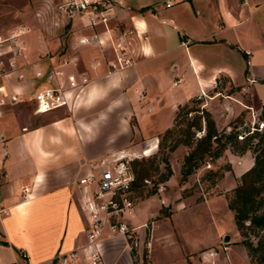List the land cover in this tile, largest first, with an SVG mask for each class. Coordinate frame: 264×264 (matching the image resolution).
I'll list each match as a JSON object with an SVG mask.
<instances>
[{"label":"crops","instance_id":"0c3cea01","mask_svg":"<svg viewBox=\"0 0 264 264\" xmlns=\"http://www.w3.org/2000/svg\"><path fill=\"white\" fill-rule=\"evenodd\" d=\"M165 1L113 0L106 8V27L88 25L85 16H65L72 32L59 46L39 31L25 35L27 57L36 65L47 70L52 63L63 74L84 73L90 81L79 92L72 116L49 127L6 125L2 118L11 113L9 107L0 117V208L8 210L0 214V264H91L87 186L78 179L93 161L155 151L178 106L221 80L264 101V0H173L170 6ZM91 32L102 43H77ZM116 43L131 64L108 72ZM94 60L100 63L91 64ZM239 163L238 169L248 163L242 173L252 164L251 154H243ZM171 168L165 186L180 179V165ZM127 221L143 222L135 224L128 216ZM153 238L147 249L151 263L163 264L152 254ZM99 249L100 264H132L120 234L106 231ZM245 256L248 260L246 250Z\"/></svg>","mask_w":264,"mask_h":264},{"label":"rangeland","instance_id":"374dc122","mask_svg":"<svg viewBox=\"0 0 264 264\" xmlns=\"http://www.w3.org/2000/svg\"><path fill=\"white\" fill-rule=\"evenodd\" d=\"M59 1L0 0V29L21 25L29 31L25 34L26 37L39 31L46 39H55L57 46L64 44L72 32V28L71 21L69 19L67 21L66 15L57 8ZM33 39L34 37H31V41ZM32 44V53L35 55L38 53L37 44L35 42ZM43 57L45 58V56ZM42 58L40 59L42 60ZM26 60H29L27 54ZM30 80V82H25V85L35 84L36 87V84L43 81L34 77ZM180 86L181 84L175 86L174 89H170L168 86L167 92L170 93ZM209 96L215 97L210 99ZM251 98L253 97L248 90H243L240 86L235 85L230 87L221 80L217 85L208 89L205 94L196 96L195 102L190 99L188 103L213 112L211 114L214 116L218 129L228 131L237 126L241 137L248 129L251 131L255 127L263 128L264 126V113H262L264 101ZM8 107L11 113L4 116L2 122L6 125L17 126V129L20 124L24 128L38 125L49 127V124L57 118L72 116L66 108L34 113L29 102L17 103ZM193 114L194 111L189 112L188 115L192 116ZM171 126L175 127L174 118ZM163 133L159 135L158 141ZM177 136L178 133L175 130L174 134L168 137L166 145L161 151L168 152L167 147L174 142ZM2 139L0 136V143ZM252 140L256 141V138ZM187 150L188 146L180 143L174 150L169 151L170 166L172 164L175 167L180 165L181 168L182 158ZM161 151L157 145L156 150L147 155L138 153V155L131 156H136L133 160L145 161V158L152 154L160 156ZM245 153L252 156L250 150ZM243 154L236 153L227 147L221 156L213 161L210 157H206L207 160L190 173L186 180L179 179L177 182L172 180L167 186L164 185L165 181L157 183V189L153 194H149L148 190L153 186L154 181H157L159 171L151 170V175L148 176L149 182L143 180V184L134 189L133 197L135 205H137L133 212L127 216L135 224L142 221V224L145 223V226L140 224L141 226L139 225L140 227L135 229L134 234L143 241L154 237L152 254L158 261L167 264H206L199 259V251L204 248L220 247L226 243L228 246L226 251L231 256L233 264L235 258L238 264H257L259 257L264 253V228L248 230L246 235L241 234L236 227L233 210L227 204L228 197L239 182L241 175L239 171L248 165L246 163L239 169L237 168ZM163 164L158 160L160 170H163ZM210 170L223 171V176L214 181L216 176L211 174ZM144 199H146L145 202L138 204ZM130 224L129 226H135ZM226 235L229 238L224 241ZM128 241L130 242V240ZM248 243H251V246L247 245ZM257 244H259V248L253 252L251 247ZM141 248L146 261L152 264L147 248L144 245ZM245 250L249 261L246 260Z\"/></svg>","mask_w":264,"mask_h":264},{"label":"built area","instance_id":"2783aa9c","mask_svg":"<svg viewBox=\"0 0 264 264\" xmlns=\"http://www.w3.org/2000/svg\"><path fill=\"white\" fill-rule=\"evenodd\" d=\"M112 2L113 0H61L57 3V8L68 17L85 16L90 26L102 24L106 27L108 22L106 8ZM172 2L173 0H166L165 5L170 6ZM27 31L28 29L21 25L0 29V117L8 106L22 102H29L34 113H44L59 108H66L72 112L79 92L90 81L89 76L75 72L63 74V71L52 63L47 70H44L34 61L26 60L23 38ZM77 43L100 44L102 39L97 32H91L79 36ZM113 50L114 58L107 61L108 72H114L131 64V57L121 54L123 47L120 43H116ZM99 63V60L91 61V64ZM32 77L43 81L36 84V87L35 84L25 85V82H30ZM204 132V126L195 130V137L202 136ZM134 157L136 156L120 153L99 158L92 162L91 170L78 179L87 186L84 201L89 219L86 246L91 264H100L99 241L106 231L120 234L127 240L132 264H149L141 247L144 245L148 249L150 240L143 241L134 234L135 229L141 225L145 226V223L140 226H129L127 221V215L135 206L132 186L135 174L131 168ZM144 181L149 182V179L144 178ZM7 213V209L0 208V214ZM227 248L226 243L220 247L204 248L199 251L198 257L206 264H233L231 256L226 251ZM22 255L26 256V253L22 252Z\"/></svg>","mask_w":264,"mask_h":264},{"label":"trees","instance_id":"16d2710c","mask_svg":"<svg viewBox=\"0 0 264 264\" xmlns=\"http://www.w3.org/2000/svg\"><path fill=\"white\" fill-rule=\"evenodd\" d=\"M195 99L192 98L191 101L195 102ZM193 111L194 114L189 116V112ZM262 113H264V105L262 106ZM174 121L176 128L173 126L167 128L161 135L158 146L161 151L166 145V140L174 134L175 130L178 136L167 147L168 152L174 150L180 143L188 146V150L182 158L181 181L186 180L190 173L205 162L206 157H210L213 161L221 156L227 147L239 154H243L248 150L251 151L253 163L241 173L239 182L228 197L227 204L233 210L235 224L241 234L246 235L248 230H261L264 228V126L263 128L255 127L251 131L248 129L240 137L237 126L228 131L218 129L209 110L196 107L188 102L178 106ZM203 126L205 129L204 134L195 137V130L202 129ZM253 138H256V141H253ZM168 152H162L160 156L152 154L150 157H146L145 161L137 159L131 161V168L135 174L132 184L134 189L143 184L144 178L151 175V170L159 171V176L148 190L149 194L156 191L157 183L169 178L172 168L169 163ZM158 160L164 163L163 170L159 169ZM210 171L211 174L216 176L214 181L223 176V171ZM247 245L251 246V243ZM258 248L259 244L252 246L251 250L255 252ZM262 262H264V253L259 257L257 264Z\"/></svg>","mask_w":264,"mask_h":264},{"label":"water","instance_id":"95a60500","mask_svg":"<svg viewBox=\"0 0 264 264\" xmlns=\"http://www.w3.org/2000/svg\"><path fill=\"white\" fill-rule=\"evenodd\" d=\"M228 238H229V236H228V235H226V236L224 237V241H227V240H228Z\"/></svg>","mask_w":264,"mask_h":264}]
</instances>
